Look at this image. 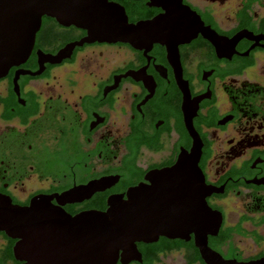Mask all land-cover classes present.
<instances>
[{
	"label": "flooded vegetation",
	"instance_id": "obj_1",
	"mask_svg": "<svg viewBox=\"0 0 264 264\" xmlns=\"http://www.w3.org/2000/svg\"><path fill=\"white\" fill-rule=\"evenodd\" d=\"M109 2L129 24L164 13L151 0ZM183 2L219 36L253 40L218 53L199 34L179 46V80L166 46L87 42V30L43 17L29 58L0 78V197L19 207L54 197L71 216L106 212L109 198L151 187L182 154L194 163L196 147L206 204L222 216L208 247L224 262L264 264V0ZM98 181L88 198L56 199ZM195 230L138 242L127 264H208L196 245L206 233ZM18 242L0 231V264H25Z\"/></svg>",
	"mask_w": 264,
	"mask_h": 264
},
{
	"label": "water",
	"instance_id": "obj_2",
	"mask_svg": "<svg viewBox=\"0 0 264 264\" xmlns=\"http://www.w3.org/2000/svg\"><path fill=\"white\" fill-rule=\"evenodd\" d=\"M151 6L164 13L150 21L129 24L124 8L109 0H0V78L29 58L45 16L63 26L87 30V42H124L135 49L166 46L170 60L179 66V80L180 45L201 34L222 53L224 48L253 37L247 31L232 39L219 36L183 0H151ZM71 50L67 48L56 59L67 58ZM188 129L192 134L191 123ZM199 152L195 147L194 163L182 154L173 169L156 174L149 188L131 189L126 200L122 196L109 198L106 212L71 216L52 204L54 197L35 198L29 207L14 206L0 197V231L19 240L15 253L25 264H117L120 257L127 264L137 260L138 242H156L159 236L185 240L193 227L206 233L197 237L196 245L208 264H235L224 262L208 247L207 234L216 235L222 216L206 204L210 192H206L197 164ZM103 184L94 182L56 199L60 205L74 203L80 201L77 197L83 200L102 190Z\"/></svg>",
	"mask_w": 264,
	"mask_h": 264
}]
</instances>
